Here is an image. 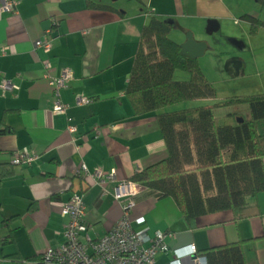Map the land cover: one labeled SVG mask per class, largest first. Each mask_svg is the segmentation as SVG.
Here are the masks:
<instances>
[{
    "label": "crops",
    "instance_id": "0c3cea01",
    "mask_svg": "<svg viewBox=\"0 0 264 264\" xmlns=\"http://www.w3.org/2000/svg\"><path fill=\"white\" fill-rule=\"evenodd\" d=\"M90 1L106 6L89 7L87 0H19L15 12H0V87L4 79L17 86L0 88V119L9 127L0 134V264H38L47 248L63 244L68 218L61 212L73 192L83 195L91 238H101L124 215L125 200L113 195L117 183L166 158L156 112L135 114L126 95L141 32L152 15L192 32L188 37L197 42H202L195 37L198 31L212 35L230 20L243 21L249 33L245 14L264 18L263 0H172L173 11L170 0ZM47 34L53 39L50 53L35 47ZM175 36L181 45L188 41L178 31ZM230 42L242 50L252 47V40L248 45L236 38ZM204 43L199 58L209 49ZM47 61L52 75L62 69L73 74L61 90L69 105L65 115L53 111ZM243 67L238 61L227 64L238 77ZM79 98L88 102L79 103ZM230 111L214 110L220 118ZM69 125L77 131L71 133ZM24 148L39 159L13 165V156ZM100 168L114 170L115 178L100 183L94 175ZM248 201L258 205L259 214L237 219L230 210L219 211L199 217L192 227L174 198L145 191L131 218L144 216L150 234L173 233L167 238L171 250L154 264H173L177 248L195 245L204 257L203 250L236 242L242 243L247 264H264V192ZM192 259L181 262L191 264Z\"/></svg>",
    "mask_w": 264,
    "mask_h": 264
},
{
    "label": "trees",
    "instance_id": "16d2710c",
    "mask_svg": "<svg viewBox=\"0 0 264 264\" xmlns=\"http://www.w3.org/2000/svg\"><path fill=\"white\" fill-rule=\"evenodd\" d=\"M87 1L89 7L106 6ZM243 19L249 22L252 35L264 28L257 16L245 14ZM173 28L172 21L152 15L141 32L126 95L135 114L156 112L167 156L131 180L157 196L174 198L192 227L199 217L219 211L230 210L237 219L257 215L258 205L248 199L264 192V93L165 110L216 95L199 59L185 53L170 37ZM177 70L189 73V79H176ZM242 106L246 110L239 113ZM217 108L237 110L220 118L214 112ZM8 131L0 119V134ZM201 254L207 264H247L241 242L208 248ZM38 264H43L42 258Z\"/></svg>",
    "mask_w": 264,
    "mask_h": 264
},
{
    "label": "built area",
    "instance_id": "2783aa9c",
    "mask_svg": "<svg viewBox=\"0 0 264 264\" xmlns=\"http://www.w3.org/2000/svg\"><path fill=\"white\" fill-rule=\"evenodd\" d=\"M19 0H0V12H15ZM35 47L42 48L45 53H50L53 47V39L50 34L44 39H38ZM8 47L3 48L6 53ZM47 73L45 77L53 89L55 99L53 111L56 114L65 115L69 105L62 101L61 90L73 78L70 69H62L58 75L49 72L51 63L44 64ZM11 80L4 79L1 83L2 90L16 88ZM79 103L88 102L85 98H79ZM71 133L77 131L75 125H69ZM39 159V155L24 148L17 151L12 158V164L21 166L32 164ZM82 170L86 167L83 165ZM116 172H104L101 168L94 172L100 183L105 184L106 180H113ZM146 188L131 179H124L117 183L114 190V197L123 203L124 215L108 233L99 239H92L89 234V227L85 223L86 204L83 195L73 192L62 207V215L68 218L65 224V242L58 246H50L42 256L43 264H154L157 256L171 250L167 238L173 237L170 231L157 230L154 234L148 232L145 227L146 218L144 216L131 218L133 208ZM1 224V219H0ZM137 224V225H135ZM139 226V227H137ZM142 226V227H141ZM1 244V239H0ZM176 258L173 264H182L181 259L187 256H196L191 264H207L205 257L198 255L195 245L185 246L173 250Z\"/></svg>",
    "mask_w": 264,
    "mask_h": 264
},
{
    "label": "rangeland",
    "instance_id": "374dc122",
    "mask_svg": "<svg viewBox=\"0 0 264 264\" xmlns=\"http://www.w3.org/2000/svg\"><path fill=\"white\" fill-rule=\"evenodd\" d=\"M125 1L126 0H119L118 2H122L125 5ZM171 2L172 0L169 2L168 9L173 11ZM259 4H261L260 9L263 10L264 3ZM260 18L264 20L263 17ZM245 25L241 20L240 24H236L233 20H230L224 25L221 31L212 35H208L206 32L202 33V31L196 33L195 37L197 39L209 45V49L204 56L198 59L203 73L214 84L216 95L214 98L194 99L174 104L167 107V110L214 105L217 102L224 101L231 97L264 93V28H261L263 30L260 29L261 31L259 30L256 35H252L250 33V28L248 33V29ZM177 31L183 34L185 38H188V35L192 34V32L184 33L182 30L173 28L170 37L176 39L177 42L180 41L178 37L176 38L175 36V32ZM230 38H236L238 41L241 40L245 45H248V41L252 40V47L242 50L235 42V45H233L230 42ZM182 43L183 42L180 44ZM229 61L244 63L243 74L239 77L233 75L232 70H228L227 68ZM234 72L236 74L235 69ZM189 77V73L185 71L177 70L175 72V78L178 80H187ZM230 109L237 110L234 108ZM245 110V106L238 108L239 113H243Z\"/></svg>",
    "mask_w": 264,
    "mask_h": 264
},
{
    "label": "water",
    "instance_id": "95a60500",
    "mask_svg": "<svg viewBox=\"0 0 264 264\" xmlns=\"http://www.w3.org/2000/svg\"><path fill=\"white\" fill-rule=\"evenodd\" d=\"M183 51L190 56L199 58L203 55V52L205 50V43L204 42H197L193 39V37L190 35L188 37V41L182 45ZM196 256H193V258Z\"/></svg>",
    "mask_w": 264,
    "mask_h": 264
}]
</instances>
